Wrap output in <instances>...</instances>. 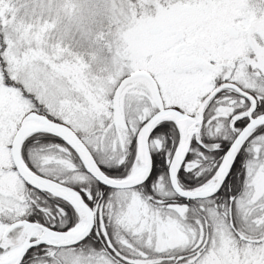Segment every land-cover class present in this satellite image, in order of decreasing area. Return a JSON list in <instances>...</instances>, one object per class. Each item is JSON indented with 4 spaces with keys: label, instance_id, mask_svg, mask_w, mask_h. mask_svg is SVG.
I'll return each mask as SVG.
<instances>
[{
    "label": "snow or ice",
    "instance_id": "1",
    "mask_svg": "<svg viewBox=\"0 0 264 264\" xmlns=\"http://www.w3.org/2000/svg\"><path fill=\"white\" fill-rule=\"evenodd\" d=\"M11 4L0 264H264V0H99V45Z\"/></svg>",
    "mask_w": 264,
    "mask_h": 264
},
{
    "label": "clouds",
    "instance_id": "2",
    "mask_svg": "<svg viewBox=\"0 0 264 264\" xmlns=\"http://www.w3.org/2000/svg\"><path fill=\"white\" fill-rule=\"evenodd\" d=\"M51 6L58 9L60 18L65 22V26L72 31H80L85 39L91 38L94 44L99 45L103 39L104 29L106 28L107 16L100 9L103 5L99 4V0H49L44 8ZM39 19V16H37ZM88 21L85 28L82 21ZM72 43V37L69 36L67 44ZM66 44V46H67Z\"/></svg>",
    "mask_w": 264,
    "mask_h": 264
},
{
    "label": "trees",
    "instance_id": "3",
    "mask_svg": "<svg viewBox=\"0 0 264 264\" xmlns=\"http://www.w3.org/2000/svg\"><path fill=\"white\" fill-rule=\"evenodd\" d=\"M48 0H44L45 5ZM12 9H19V15L23 16L25 12L31 13L33 9L38 13L41 10V0H12V4L10 5ZM65 26V22H63ZM73 35L72 31H70V36L72 37V42L76 41V33Z\"/></svg>",
    "mask_w": 264,
    "mask_h": 264
},
{
    "label": "rangeland",
    "instance_id": "4",
    "mask_svg": "<svg viewBox=\"0 0 264 264\" xmlns=\"http://www.w3.org/2000/svg\"><path fill=\"white\" fill-rule=\"evenodd\" d=\"M39 12H40V10H39ZM82 23H84L85 28L88 26V21L87 20L82 21ZM76 33H77L76 34V41L87 42L88 39H85V37L83 35H81L80 31H77Z\"/></svg>",
    "mask_w": 264,
    "mask_h": 264
}]
</instances>
